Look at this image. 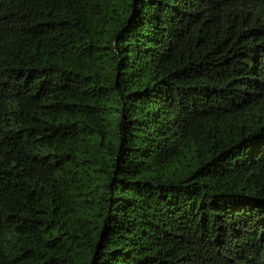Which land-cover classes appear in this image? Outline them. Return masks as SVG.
Wrapping results in <instances>:
<instances>
[{
	"label": "trees",
	"instance_id": "trees-1",
	"mask_svg": "<svg viewBox=\"0 0 264 264\" xmlns=\"http://www.w3.org/2000/svg\"><path fill=\"white\" fill-rule=\"evenodd\" d=\"M0 264H264V0H0Z\"/></svg>",
	"mask_w": 264,
	"mask_h": 264
}]
</instances>
